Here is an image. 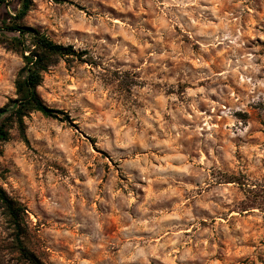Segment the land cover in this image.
<instances>
[{
    "label": "rangeland",
    "instance_id": "1",
    "mask_svg": "<svg viewBox=\"0 0 264 264\" xmlns=\"http://www.w3.org/2000/svg\"><path fill=\"white\" fill-rule=\"evenodd\" d=\"M15 12L16 0H9ZM84 51L0 140V185L46 264H264V0H33ZM23 59L0 44V106ZM0 206V260L23 264Z\"/></svg>",
    "mask_w": 264,
    "mask_h": 264
},
{
    "label": "trees",
    "instance_id": "2",
    "mask_svg": "<svg viewBox=\"0 0 264 264\" xmlns=\"http://www.w3.org/2000/svg\"><path fill=\"white\" fill-rule=\"evenodd\" d=\"M15 12L9 9V0H0V44L22 56L23 66L16 80V97L0 106V140H8L15 126L26 139L25 118L38 111L47 117L63 120V111L47 105L38 92L44 74L61 59H82L84 51L72 44L56 42L46 33L21 20L31 9L33 0H16ZM264 206V195L261 203ZM0 206L13 235V250L19 254L23 264H46L42 258L25 244L27 234L26 207L9 195L0 185ZM264 208V207H263ZM0 264L3 262L0 260Z\"/></svg>",
    "mask_w": 264,
    "mask_h": 264
}]
</instances>
